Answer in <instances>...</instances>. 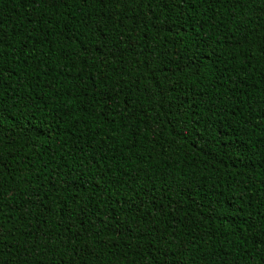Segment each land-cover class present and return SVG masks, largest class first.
Returning a JSON list of instances; mask_svg holds the SVG:
<instances>
[{
    "label": "trees",
    "instance_id": "trees-1",
    "mask_svg": "<svg viewBox=\"0 0 264 264\" xmlns=\"http://www.w3.org/2000/svg\"><path fill=\"white\" fill-rule=\"evenodd\" d=\"M238 2L118 35L98 4L0 0V264H264V0Z\"/></svg>",
    "mask_w": 264,
    "mask_h": 264
},
{
    "label": "snow or ice",
    "instance_id": "snow-or-ice-1",
    "mask_svg": "<svg viewBox=\"0 0 264 264\" xmlns=\"http://www.w3.org/2000/svg\"><path fill=\"white\" fill-rule=\"evenodd\" d=\"M31 4H40L41 0H29ZM225 0H69V3H78L82 4L84 7H88L92 4H98L101 7V11H103L104 8H107L110 10L112 15H115L116 20L119 21V28L120 32L118 35H120L123 32L124 26L126 22L128 23H134L137 18L141 19L143 17V10L147 9L151 16L149 17L152 20V28H154L157 33L160 31H167L168 33H171L173 30V27H175V23L172 25H169L167 23L169 17L164 16V19H160L161 16L164 15L166 11H171L173 9L176 10L177 15H179V8L182 4H200V3H207L210 7H216V5H223ZM236 3V8H239V2L238 0H234ZM56 4L63 5V0H55ZM248 0H245V5H247ZM160 9L159 14H157L156 9ZM261 8L264 9V2L261 3ZM118 10V11H117ZM205 12H207V9H205ZM216 12H219V8H216ZM195 15V13H193ZM105 18H107V13L105 14ZM218 16H205L201 20H197L196 24L198 27H196V31L193 35L198 36L200 38L201 43H203V37L200 36L201 32H204V35H208V33L204 30L203 25L207 24L210 27L215 24V21L218 20ZM183 24L180 25V32L177 33V35L182 36L183 33L186 31L183 27L184 24H188L191 26V17H182ZM220 23H223V21H220ZM246 23V22H245ZM131 31V29H129ZM241 31H246L243 27L241 28ZM174 39V38H173ZM4 35L3 33H0V57H3L4 55ZM135 45L131 42L128 43L127 48H116V52H123V51H131ZM146 50V49H145ZM23 48H18L16 55L17 57H21L24 54ZM260 51L261 53H264V38L260 40ZM107 54L113 55V58H115V54L113 53V50L111 48L107 49ZM195 55V54H193ZM198 57L196 60H192L193 64V70L199 69L200 65L197 63ZM102 63H107L106 60L101 61ZM5 70V60L0 58V73H2ZM262 108H264V105H261ZM254 147H256L254 145ZM0 152H3V148L0 147ZM6 165L3 162H0V169L5 167ZM55 187V185H53ZM71 219V217H69ZM66 231H70V229H66ZM68 245H65L67 247ZM180 248V245H176V249L178 250ZM92 249H89V252H91ZM182 255H173L168 256L166 252H158L156 257L154 258L153 264H182L183 261Z\"/></svg>",
    "mask_w": 264,
    "mask_h": 264
}]
</instances>
